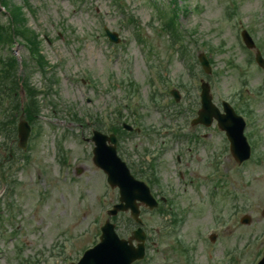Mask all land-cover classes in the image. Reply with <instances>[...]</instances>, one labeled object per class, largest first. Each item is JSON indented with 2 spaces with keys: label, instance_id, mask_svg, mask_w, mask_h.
Returning a JSON list of instances; mask_svg holds the SVG:
<instances>
[{
  "label": "rangeland",
  "instance_id": "374dc122",
  "mask_svg": "<svg viewBox=\"0 0 264 264\" xmlns=\"http://www.w3.org/2000/svg\"><path fill=\"white\" fill-rule=\"evenodd\" d=\"M10 1L23 6V0ZM28 1L36 15H28L23 7L27 25L44 38L42 51L49 63L56 67L51 75L56 76L58 83L56 91L43 100L42 128L38 135L32 132L26 165L21 169L23 159L20 156L12 166V178L16 181L12 184V197L8 198L9 191L0 197V264H24L27 261L69 264L98 242L103 213L117 200V193L101 181L104 176L89 160L94 146L90 138L95 128L90 117H100L106 123L109 117L115 122L111 110L127 101L122 81L132 79L138 84L141 100L138 115L148 117L151 135L162 130L177 131L180 127L189 130L184 117L172 118L167 115V107H158L149 101L155 91L150 81L156 77L154 70L157 68L162 76V84L157 89L164 87L167 90L164 98L169 97V89L179 88L181 84L190 90V94L182 98L183 108L194 107L191 113L184 115L188 121L200 106L197 97L200 80L210 83L219 106L222 100L237 101L241 93L249 101L252 115L248 119L245 117V133L257 143L253 150L254 161L238 170L230 153L224 154L223 134L212 129L205 130L212 133L208 148L202 154L198 152L204 162L198 168L205 166L207 170L212 162L210 149H219L220 157L217 158L228 164L232 184L224 178L218 198L225 200L222 193L229 191L235 208L239 206L241 210L235 211L234 215L219 211L214 218H189L182 231L188 238L195 239L194 233L201 228L202 221L208 225H203V232L213 227L220 229L216 245L207 248L204 241L198 242L197 249L190 255L194 264H226L229 252L237 256L239 264H254L264 254V70L256 62L247 67L249 52L241 46L244 44L240 34L246 29L256 44L264 43V0H178L179 6L188 10L187 13L181 10L179 20L188 51L186 58L181 57L180 49L173 50L169 46L171 38L162 30V21L154 6V3L159 7L170 4L176 8L177 0ZM229 13L232 14L229 16ZM130 15L135 17L141 32L152 42L151 52L139 43L137 28L128 21ZM1 18L4 23L8 20L4 14ZM105 28L117 32L120 43L109 42ZM261 51L264 56V45ZM15 52L20 61L27 58L24 47L17 46ZM201 53L212 59L210 75L202 74L201 66L195 61ZM0 55L6 57L9 52L0 49ZM30 75L33 84L43 86L44 80L39 72ZM242 103V100L238 101V104ZM123 112L122 122L134 124L130 111L125 109ZM77 117L83 118L84 122H77ZM136 136L124 140L123 157L127 160L134 153L133 147L144 141L142 136ZM0 143H3L2 139ZM181 144H171L169 148L177 153V148L180 152L189 146ZM146 146L150 149L158 147L152 142ZM162 162L165 163L163 171L172 175L168 180L173 184L176 177L172 174L174 165L170 155H166ZM77 170H81V174L78 175ZM184 194L188 197L193 192L187 188ZM224 198L228 196L224 195ZM244 212L251 213L250 225L240 223ZM220 218L224 224L218 223ZM115 223L119 234L124 237L135 228L133 225L128 228L122 217ZM144 223L145 230L160 241L154 231H159L157 228L163 220L145 213ZM161 244L158 251L149 248L152 264L182 263L176 251L168 252L171 253L168 256V238ZM18 248H21L20 256ZM169 257L172 260L169 261Z\"/></svg>",
  "mask_w": 264,
  "mask_h": 264
},
{
  "label": "water",
  "instance_id": "95a60500",
  "mask_svg": "<svg viewBox=\"0 0 264 264\" xmlns=\"http://www.w3.org/2000/svg\"><path fill=\"white\" fill-rule=\"evenodd\" d=\"M108 34L112 40H116L115 35L110 34L109 32ZM244 36L247 44L250 47L254 46L252 40L246 33H244ZM258 60L264 66V62L260 58V55H258ZM202 63L206 65L204 60H202ZM203 88L204 109L200 113V118L197 121L209 124L212 117L216 116L220 121L221 127L227 130L228 135L232 140V149L237 159L243 160L247 158L249 155V147L243 137L244 124L242 119L236 117L233 110L226 103L224 106L227 115H220L216 108L211 104L208 86L204 85ZM21 136L23 140H27L29 136V127L27 125L21 127ZM114 159L117 163L113 165L111 161L108 168L111 182L113 184L115 182L121 183V185L124 186V189H126V192L131 189H138L140 192H143L144 188L141 185L134 183L127 174L124 173L125 176L123 175L121 179L118 178V175L123 173V165L116 158ZM130 201H132V199H129V202ZM120 208L121 206H117L113 213H116L117 209ZM113 229L114 227L112 225H106L104 228V234L101 238L102 243L93 250L88 251L79 264H131L134 260L143 256V245H139V248L135 249L131 244L128 245L127 242L120 241L115 235ZM139 234H137L138 237L143 240L144 238L139 236ZM262 264H264V262Z\"/></svg>",
  "mask_w": 264,
  "mask_h": 264
},
{
  "label": "trees",
  "instance_id": "16d2710c",
  "mask_svg": "<svg viewBox=\"0 0 264 264\" xmlns=\"http://www.w3.org/2000/svg\"><path fill=\"white\" fill-rule=\"evenodd\" d=\"M3 2L5 5L8 4L6 0H3ZM10 17H11V21L8 25H3L0 23V43L2 42L11 43L16 36L20 35L24 40L29 42L36 50L37 41L34 36L32 37L29 34H27L28 29H26L25 27V22L20 8L14 6L10 10ZM36 109H37L36 102L27 105L28 117H31L33 114H35Z\"/></svg>",
  "mask_w": 264,
  "mask_h": 264
},
{
  "label": "flooded vegetation",
  "instance_id": "af4514ba",
  "mask_svg": "<svg viewBox=\"0 0 264 264\" xmlns=\"http://www.w3.org/2000/svg\"><path fill=\"white\" fill-rule=\"evenodd\" d=\"M182 176V174H180Z\"/></svg>",
  "mask_w": 264,
  "mask_h": 264
}]
</instances>
